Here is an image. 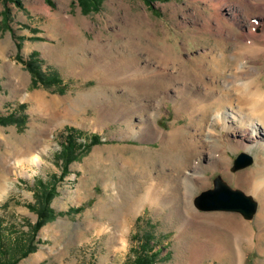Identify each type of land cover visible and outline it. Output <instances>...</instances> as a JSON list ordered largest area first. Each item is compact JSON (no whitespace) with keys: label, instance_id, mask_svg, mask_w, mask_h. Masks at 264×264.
Masks as SVG:
<instances>
[{"label":"rangeland","instance_id":"374dc122","mask_svg":"<svg viewBox=\"0 0 264 264\" xmlns=\"http://www.w3.org/2000/svg\"><path fill=\"white\" fill-rule=\"evenodd\" d=\"M223 2L222 14L237 19L233 31L238 34L249 21L264 22L259 0ZM210 12L194 0H0V117L14 115V122L0 124V177L23 185L0 204V264H143L140 259H147L145 264H227L218 244L231 243L236 220L252 222L261 206L247 192L244 179L232 176L254 166L264 148L250 144L228 150L227 174L209 168L217 158L204 145L211 115L203 128L189 124L171 101L172 92L134 89L125 76L108 77L86 68L91 59L128 58L126 40L131 39L171 48L191 65L199 53L222 42L202 31ZM17 53L23 61L34 59L49 80L45 86H33ZM137 55L143 63L145 53ZM259 61L264 86V59ZM167 87L173 90L174 84ZM35 94L62 100L68 115L61 113L50 122V110ZM155 122L165 133L181 129L184 135L162 142L153 127L147 128ZM225 138L235 144L232 135ZM68 139L78 158L62 175ZM37 151L56 164L58 175L43 169L39 177L28 179L31 173L21 169L31 164L24 159ZM241 153L250 156L251 164L235 170ZM176 172L184 174L181 180L197 178L189 205L172 198ZM217 176L252 197L257 203L252 218L207 202L196 204L202 192L214 189ZM149 187L156 188L159 202L152 204L148 197L144 205L136 204ZM182 187L178 194H184ZM49 188L54 216L35 233L37 213L28 206L45 203L40 195ZM244 250L243 264H264L255 245ZM153 251H158L155 257Z\"/></svg>","mask_w":264,"mask_h":264},{"label":"bare ground","instance_id":"6f19581e","mask_svg":"<svg viewBox=\"0 0 264 264\" xmlns=\"http://www.w3.org/2000/svg\"><path fill=\"white\" fill-rule=\"evenodd\" d=\"M194 1L203 2L211 10V15L205 18L202 31L212 33L216 39L217 37L222 39V42L211 46L212 48L210 47L208 51L199 53L197 58H194L193 64H186L185 60L178 53L173 52L171 48L158 44L155 46L148 42L142 44L131 39L126 40L131 52L128 58L122 59L115 56L113 62L104 61L103 63L91 59L92 65H86V68L89 72H100L108 77L125 76L129 85L135 86L134 89L141 86L147 88V92H155L157 89L158 91L163 89V92L167 90V93L172 92L174 98L171 101L183 113L189 124L196 123L198 127L203 128L208 116L211 115L206 124L208 125L209 120H211L206 132L207 135L205 134V143H203L205 149L209 150L208 153L217 156V158L209 164V168H220L225 173L228 164V150H236L239 146L247 148L250 144L260 149L264 148V126H262L264 125V86L256 66L260 63V59H264V42L262 40L263 43H258L255 40L257 37V39H264V22L262 19L249 21L248 27L238 34L233 31L237 19L231 16V20L222 14L225 3L223 1L226 0ZM262 3L264 4V0H259L256 4L257 7H260ZM202 27L198 29L200 30ZM224 28L226 32L221 33ZM151 37L153 36L151 35ZM227 47L230 48L229 52H227ZM138 51H142L146 55L143 63L138 59ZM171 84H174L173 90H168L167 86ZM137 89L139 90V88ZM35 95L43 104L45 102L46 107L50 110V122L56 120L61 113L68 115L69 110L67 108L65 111L61 109L62 100L54 97L51 100H45V96ZM164 102L162 101V103ZM159 111L155 113L157 116L160 115ZM64 115L62 118L65 117ZM154 119L156 120V118ZM205 126L204 129H206ZM152 127L159 138H162V142L164 140L169 142L175 138L179 139L180 135L184 133L181 129L165 133L156 122L154 125H147L148 129ZM227 134L233 136L235 144L228 143L225 138ZM196 146L193 144L194 150L197 149ZM31 150L28 147V152ZM24 161L32 163L27 158ZM195 166L197 169L200 168V159L197 160ZM181 173L178 172L175 176L172 198L176 202L189 205L191 202L190 193L198 184L197 178L193 181L190 175L186 177L188 179L181 180V176L184 175ZM232 178L235 180L243 178L247 192L258 198L261 206L252 222L242 219L236 220L232 228L234 236L231 243L218 244L222 262L225 259L227 264H243L244 246L250 248L254 245L263 254L262 261L264 262V153H258L254 166L237 173ZM0 184H2L1 177ZM182 186L184 187V194H178V187L181 189ZM157 195L156 188L149 187L143 194L139 195L135 202L144 205L148 202L147 198L152 197L150 202L154 204V202H159L155 199Z\"/></svg>","mask_w":264,"mask_h":264},{"label":"water","instance_id":"95a60500","mask_svg":"<svg viewBox=\"0 0 264 264\" xmlns=\"http://www.w3.org/2000/svg\"><path fill=\"white\" fill-rule=\"evenodd\" d=\"M236 169L244 168L251 164L250 156L241 153L235 160ZM214 189L201 193L195 201L199 207H203V203H210L213 208L226 209L239 212L244 218L250 219L254 215L257 203L251 196L245 195L238 189L228 186L220 176L214 179Z\"/></svg>","mask_w":264,"mask_h":264},{"label":"trees","instance_id":"16d2710c","mask_svg":"<svg viewBox=\"0 0 264 264\" xmlns=\"http://www.w3.org/2000/svg\"><path fill=\"white\" fill-rule=\"evenodd\" d=\"M18 2V1H17ZM19 3V2H18ZM5 18V17H3ZM17 48L20 49V46L17 45ZM35 58V57H34ZM16 59L19 60L20 62H23L27 68V70L29 71V73L31 74V80H32V84L33 86H45L46 85V81L47 80L44 75L39 71V68L37 66H35V61L34 59H29L27 61H23L22 58L20 57L19 53L16 54ZM53 80V79H52ZM53 82H55L53 80ZM52 82V83H53ZM14 115H10L7 117H0V124H8V122H11L13 120ZM97 141H94V143H96ZM75 144L73 141H71L70 139H68V141H66V146L63 148L64 152L63 154L65 156H63L64 160H65V165L63 168V172L62 175H64V170L66 169V167H68V164L77 159L78 156L76 155V153H73V149H75ZM78 146V145H77ZM50 190L51 188H49L47 191L42 192L40 197L44 196L45 198V203H39V205L36 207L35 204H31L28 206L29 209H35L36 213H37V219L33 225V230L36 233L41 226H43L47 221H49L50 219H53V212L51 211L50 207H49V202L51 199V194H50ZM51 196V197H50ZM1 251V248H0ZM34 249L27 251V252H33ZM158 251H153L152 252V256L155 257L157 255ZM24 256V255H23ZM151 256V255H150ZM147 257V258H150ZM137 261V260H136ZM148 260L147 259H140L138 261V263H143L145 264ZM17 261H14L13 264H15Z\"/></svg>","mask_w":264,"mask_h":264},{"label":"clouds","instance_id":"9594fccd","mask_svg":"<svg viewBox=\"0 0 264 264\" xmlns=\"http://www.w3.org/2000/svg\"><path fill=\"white\" fill-rule=\"evenodd\" d=\"M57 150H62L60 149L59 145H57ZM45 156L46 154H41L39 151H37L31 153L27 157V160L31 161L32 163L31 165H25L24 168L21 169V171H23L25 174L31 173V175L28 176V179L31 180L39 177L43 169H47L48 171L57 175L60 173V169L56 166V164L50 159H46ZM37 163L40 164L39 169L35 167ZM18 184V179L16 182L8 180L7 178L2 181V184H0V204L4 203L5 200L9 198L13 192H18L23 188V185H19L18 187Z\"/></svg>","mask_w":264,"mask_h":264}]
</instances>
